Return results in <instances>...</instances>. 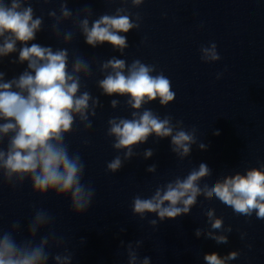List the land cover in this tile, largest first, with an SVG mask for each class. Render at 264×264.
I'll use <instances>...</instances> for the list:
<instances>
[{
	"label": "clouds",
	"instance_id": "clouds-1",
	"mask_svg": "<svg viewBox=\"0 0 264 264\" xmlns=\"http://www.w3.org/2000/svg\"><path fill=\"white\" fill-rule=\"evenodd\" d=\"M42 2L47 4L50 0ZM58 2V12L55 9L47 12L54 21L51 33L57 40L62 36V43L70 45L76 34L73 30L78 29L87 45L96 48L108 43L123 56L129 45L122 33L139 30L143 21L141 13H133L128 5L140 8L146 0H104L107 4L121 6L96 19H92L94 13L89 6L74 13L68 7L69 0ZM163 16L167 18L166 13ZM68 21L72 29H62ZM42 30L44 16L35 14L31 0H0V62L18 52V60L10 62L27 63L18 77L9 80L5 79L6 73L0 71V186L16 189L28 181L34 194L45 197L54 193L58 198H69L71 212L82 215L91 208L96 191L91 183L84 182L86 165L79 151L70 150L65 137L73 132L77 122L85 133L92 129V118L96 117L98 108H103L100 97L93 96L83 83L93 76L92 65L96 61L76 55L69 67L67 47L53 49L38 43L29 46ZM18 42L22 45L19 49ZM199 52L203 63L222 59L215 42L201 45ZM99 72L103 75L96 81L100 94L126 97L125 104L131 109L130 118L113 116L107 121L106 136L112 138V148L118 153L106 163L108 172L115 174L133 157H153L152 148L145 149L142 154L136 151L150 137H155L154 142L170 138L171 151L180 161L190 156L193 145L207 150V145L198 139L196 126L186 128L183 120L173 122V116L161 117L144 107L154 101L166 107L176 98L172 81L156 65L140 59L128 63L112 56L99 62ZM222 76V72L217 73L216 79ZM119 105L118 99L110 100L112 109ZM213 135L219 136L220 131L214 130ZM89 143L88 139L83 140L85 146ZM146 171L157 173V165L148 166ZM211 176L212 170L201 163L187 175L175 176L158 185L148 197L136 194L132 198L131 211L141 221L150 213L156 214L158 220L147 219V223L158 230V224L166 219L190 214L198 197L203 196L238 216L250 219L255 215L256 219L264 220V163L260 167L247 168L244 173L223 175L211 186L201 184ZM203 215L207 218L206 227L197 228L195 236H203L218 246L228 244L232 226H225L223 216H217L214 207L207 208ZM54 223L55 217L41 208L35 210L27 224L28 235L22 239H17L22 232L20 220L13 221L7 230L0 227V264H49L50 259L54 264H72L75 253L69 250L66 237L57 234ZM45 230L46 234L39 235ZM246 235L241 232L240 239L243 241ZM85 242L84 238L80 239L81 245ZM143 242L137 240L125 246L121 241L127 264H151V257L139 254ZM246 247L251 250L253 245L249 243ZM241 254L242 250H233L224 256L212 252L204 254L203 260L205 264H230Z\"/></svg>",
	"mask_w": 264,
	"mask_h": 264
}]
</instances>
